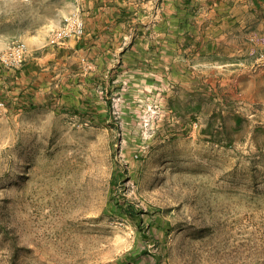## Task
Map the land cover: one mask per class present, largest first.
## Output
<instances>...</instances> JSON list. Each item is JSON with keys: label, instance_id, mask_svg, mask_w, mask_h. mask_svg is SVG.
Segmentation results:
<instances>
[{"label": "rangeland", "instance_id": "obj_1", "mask_svg": "<svg viewBox=\"0 0 264 264\" xmlns=\"http://www.w3.org/2000/svg\"><path fill=\"white\" fill-rule=\"evenodd\" d=\"M140 2L0 0V264H264V0Z\"/></svg>", "mask_w": 264, "mask_h": 264}, {"label": "crops", "instance_id": "obj_2", "mask_svg": "<svg viewBox=\"0 0 264 264\" xmlns=\"http://www.w3.org/2000/svg\"><path fill=\"white\" fill-rule=\"evenodd\" d=\"M78 3L85 32L81 38H71L66 45L77 54L90 51L95 55L96 53L97 55L104 53L105 46L110 44L111 38L117 36V34H114L115 30H120L121 25L124 26L134 21L138 23L137 20L140 19L138 16L141 9L140 0L135 2L131 0H78ZM171 14L172 17L175 15L174 12H171ZM177 14L178 23L183 24L184 21L182 22L181 17H179L180 13ZM165 16L166 23L176 22L169 15ZM131 39H134V37H131Z\"/></svg>", "mask_w": 264, "mask_h": 264}, {"label": "bare ground", "instance_id": "obj_3", "mask_svg": "<svg viewBox=\"0 0 264 264\" xmlns=\"http://www.w3.org/2000/svg\"><path fill=\"white\" fill-rule=\"evenodd\" d=\"M84 21L78 11L64 17L62 26L59 29L58 38L62 40L69 36L81 37L84 35Z\"/></svg>", "mask_w": 264, "mask_h": 264}, {"label": "trees", "instance_id": "obj_4", "mask_svg": "<svg viewBox=\"0 0 264 264\" xmlns=\"http://www.w3.org/2000/svg\"><path fill=\"white\" fill-rule=\"evenodd\" d=\"M109 105V104H108ZM171 106V105H170ZM209 126V125H208ZM117 206L119 208V211L126 217L129 218L130 220H140V215L142 214L141 210H136L132 206L128 204H120L117 202Z\"/></svg>", "mask_w": 264, "mask_h": 264}]
</instances>
